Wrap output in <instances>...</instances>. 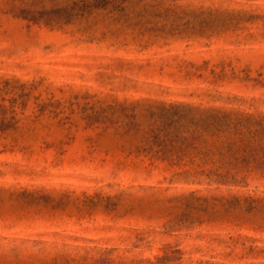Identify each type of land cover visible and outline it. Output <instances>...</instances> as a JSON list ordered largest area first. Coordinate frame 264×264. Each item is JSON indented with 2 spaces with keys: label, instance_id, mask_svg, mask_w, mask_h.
<instances>
[{
  "label": "rangeland",
  "instance_id": "1",
  "mask_svg": "<svg viewBox=\"0 0 264 264\" xmlns=\"http://www.w3.org/2000/svg\"><path fill=\"white\" fill-rule=\"evenodd\" d=\"M63 2L0 0V264H264V173L149 139L157 107L264 117V0Z\"/></svg>",
  "mask_w": 264,
  "mask_h": 264
},
{
  "label": "trees",
  "instance_id": "2",
  "mask_svg": "<svg viewBox=\"0 0 264 264\" xmlns=\"http://www.w3.org/2000/svg\"><path fill=\"white\" fill-rule=\"evenodd\" d=\"M113 1L64 0L53 17L65 19L72 12L85 15ZM155 110L149 139L161 159L195 166L184 174L233 182L255 169L264 173V117L188 105Z\"/></svg>",
  "mask_w": 264,
  "mask_h": 264
}]
</instances>
